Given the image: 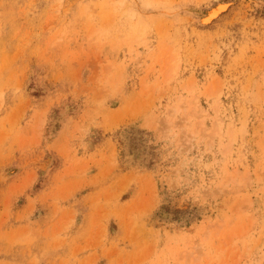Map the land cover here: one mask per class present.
Listing matches in <instances>:
<instances>
[{"label": "rangeland", "instance_id": "374dc122", "mask_svg": "<svg viewBox=\"0 0 264 264\" xmlns=\"http://www.w3.org/2000/svg\"><path fill=\"white\" fill-rule=\"evenodd\" d=\"M0 264H264V0H0Z\"/></svg>", "mask_w": 264, "mask_h": 264}, {"label": "bare ground", "instance_id": "6f19581e", "mask_svg": "<svg viewBox=\"0 0 264 264\" xmlns=\"http://www.w3.org/2000/svg\"><path fill=\"white\" fill-rule=\"evenodd\" d=\"M221 7H223L222 5H221ZM215 11V10H214ZM214 13V12H213ZM217 14V13H216Z\"/></svg>", "mask_w": 264, "mask_h": 264}]
</instances>
